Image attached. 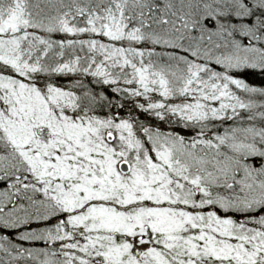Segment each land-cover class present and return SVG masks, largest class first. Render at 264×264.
Wrapping results in <instances>:
<instances>
[{
  "label": "trees",
  "instance_id": "1",
  "mask_svg": "<svg viewBox=\"0 0 264 264\" xmlns=\"http://www.w3.org/2000/svg\"><path fill=\"white\" fill-rule=\"evenodd\" d=\"M20 1L31 8L41 3ZM59 5L64 15L52 23L42 21L53 17L47 12L9 36L8 50L14 53L8 59L18 58L22 67L0 60V264H264V198L248 184L264 190V157L224 142L229 136H248L264 151V143L250 134L264 133V1L68 0ZM241 20L249 23L242 26ZM228 29L259 31L257 42L245 40L246 35L239 42L262 53L255 64H236L237 57L233 61L228 55L231 47H209L207 37L225 36ZM168 42L175 43L169 51ZM156 66L163 68L157 71ZM98 121L110 123L111 129L127 123L154 164H159V154L152 149L151 135L199 147L191 152L200 177L207 172L201 165L207 164L217 180L209 189L204 186L208 198L203 199L214 203L207 208L175 203L180 207L176 211L197 216L213 210L221 223L231 222L232 232L213 231L205 221L199 227H169L194 231L177 243L181 247L185 241V253L159 252L153 247L170 249V239L152 227L146 234L135 229L125 236L127 249L113 240L99 243L103 228L97 218L71 224L87 215L88 208L106 202L65 208L58 196L67 192L66 199H72L71 185L79 183L82 173L69 171L71 176L63 177L52 163L59 154L74 162L82 149L74 143L65 153L64 135L54 131L81 124L96 127ZM37 130L42 132L35 135ZM98 136L107 146L104 135L93 136L96 151L102 150L95 143ZM215 143L220 154L213 158L215 149L208 144ZM107 147L119 151L114 143ZM149 205H116V211L134 216L143 208L144 215ZM210 233L217 244L230 245V255L216 256ZM90 244L92 250H82ZM193 251L199 255L189 254Z\"/></svg>",
  "mask_w": 264,
  "mask_h": 264
},
{
  "label": "rangeland",
  "instance_id": "2",
  "mask_svg": "<svg viewBox=\"0 0 264 264\" xmlns=\"http://www.w3.org/2000/svg\"><path fill=\"white\" fill-rule=\"evenodd\" d=\"M259 1L263 2L264 0ZM35 2V0H31V3ZM67 2L68 0H61L59 3L65 4ZM28 5L29 4L25 5L20 0H0V60L5 61L7 66H23L18 58L13 59V61L8 59L9 53H14L8 50V48L9 45H11L9 36L15 37V35L11 33L23 23L25 24V22L32 23L30 18L33 19L34 17H32V8ZM37 6L45 8L47 5L39 3ZM16 45L17 44H15V46ZM240 46L241 45L232 46L231 54L230 52L228 53V55L232 56L233 61H235L237 57L235 63H238L236 64H252L259 60L258 57L262 56L260 51L250 50L249 48L244 49ZM16 49L17 46L13 50ZM254 52H257V54L254 55ZM162 68V66L155 67L157 71ZM19 102L21 103V101ZM30 113L35 115L34 111ZM39 117L41 116L39 115ZM109 124L110 123L107 125L100 124L96 127L88 126L86 133L92 134V137L97 136L98 134L104 135L107 146L114 143L115 147L118 146L119 151L112 149V147L106 149L108 147L106 146L105 148L102 141H100L99 136L96 138L97 140L95 143L100 146L102 150L96 151L94 144L92 142L90 143V138L77 135L70 137L66 141L62 140L65 147V153H69L74 148V142L71 139L78 141L82 138L78 144L82 151L77 153V157L73 158V160L75 159L74 162L76 161L75 163L77 164L71 162L72 160L70 158L69 160L64 158L62 154L57 155V157L55 156V162L52 163V165L55 166L54 170L63 177H67L66 174L71 176L69 171L74 174L78 171L82 173L79 183L77 185H71V194L69 195H73L70 197L72 199H66L67 192L64 197L61 195L58 196V198L62 197L65 208H78L88 202L91 203V201L92 203L106 202V204H95L93 208L87 209V215L81 216L80 219H73L72 223L68 221L69 223L74 225L78 221L81 223L90 218H97L103 228L100 230L103 235L99 237V240L101 241L99 243L103 245L102 242L113 240L115 243L119 242L118 246L123 245L127 249H129L130 246L127 244L125 236H128L135 229L140 231L141 234H146L148 233L149 227H152L154 232L161 230V233L165 235L166 238L170 239V249L165 245L153 247V250L159 252H162L163 250H171L170 252L182 251L185 253V241L181 244V247H179L177 243L181 241V239H184V233H187L188 235L192 234L194 229L190 228V231H188V228H186L182 231L170 229L172 227H178L179 229L184 224L199 227L200 222L205 221L210 223L207 227L212 226L216 229L213 231L220 233L224 232L226 234L232 232L233 227L231 222L221 223L218 216H216L217 214L213 210L197 216L184 212L186 211L185 209H182V212L176 211V209L178 210L180 207H176L175 203L185 204V206L187 205L193 208H207L210 204L212 205V200L209 199L208 201L203 199V197L208 198L206 196L207 193L205 194L204 192V186L210 187L217 180L214 176L215 173H210L207 164L201 165V168L207 171L205 172L206 177H200L201 170L196 167L198 164L197 157H194L195 153L191 152L194 151V148L199 147L192 142L188 144L184 142V144L181 140H177L170 136H159L158 138L157 135H151L150 137L153 141L152 149L156 148V153L159 154L156 156L159 160V164H154V162H152L153 159L147 155L146 147L135 139V135L133 136L127 123H117L112 129ZM79 126L80 125L75 127L67 126L64 129L57 127V131H54V133H63L65 137L73 130L79 129ZM101 127H108V129H103ZM41 132L42 130H37L35 131V135L38 133L40 134ZM49 132L50 135H54L52 131ZM250 134L255 135L260 142L264 143V133L258 132V134H254L253 132ZM234 137L235 135L229 136L224 142L227 143L232 141L233 148H236L237 150L247 151L251 148V153L255 152L257 156L264 157L262 147L257 148L253 145L254 142L251 141L252 138L247 136L243 139L237 138L233 140ZM260 139H262V141ZM56 140L58 141L59 139L56 138ZM208 145L215 149L213 158L220 154L216 151L218 150L219 145L216 143ZM203 150L206 151L205 149ZM91 154L96 157H93ZM44 158L46 157H43V159ZM43 159H41V161H43ZM232 167L233 166H221L222 169H228L231 173L232 170L233 172H236V168ZM59 171H61L62 174L59 173ZM52 172H50V174ZM249 172V169H243L244 174ZM224 174L227 175V178L230 181H233L234 178L228 171L224 172ZM203 183L208 184L203 185ZM248 184L252 186L254 190H257L259 197L264 198V190H262V186L255 184L251 185L250 182H248ZM200 189L203 194H200L199 198L198 192H200ZM144 202L151 204L149 205L151 207L144 211V215L143 208L136 210L137 215L134 216L116 211L119 209L116 205H121L123 207L132 204L141 205L144 204ZM154 204L158 205V207H153ZM92 221L97 222L95 219ZM144 221L147 222L148 226ZM83 226L85 225L83 224ZM108 232H111L113 236L109 237ZM201 236L202 237L200 238L206 237L203 234H201ZM211 236H213V234L210 233L209 239L211 241V248L213 252H216V256L220 255L227 257L231 254L232 248L230 245L217 244L216 240ZM92 248L93 247L90 244L83 246L82 250L90 251ZM189 254L196 256L199 255V252L193 251V253L189 252ZM151 255L158 257L157 254L153 252Z\"/></svg>",
  "mask_w": 264,
  "mask_h": 264
},
{
  "label": "bare ground",
  "instance_id": "3",
  "mask_svg": "<svg viewBox=\"0 0 264 264\" xmlns=\"http://www.w3.org/2000/svg\"><path fill=\"white\" fill-rule=\"evenodd\" d=\"M39 2L41 3H46L47 7L45 8V10H41L38 6H35L32 8V17H34L33 19H35L36 17H45L46 13L48 12L49 16H53L51 18H45L44 21L47 24L52 23L53 21H55V17H60L62 15H64V12L62 10V7L59 5V2H57L56 0H39ZM246 17V16H245ZM240 25L245 26L247 25L249 22L247 20H241ZM216 27V26H215ZM257 33H259V31L256 30H251L249 32H246L245 30H234V29H228L227 32L225 33V36L222 37H207L206 41L208 42L209 47L214 48L215 51H221V49L223 47H232L234 45H239V42L242 40L241 36H245V40L251 38V39H255L254 41H258L259 39V35H257ZM177 34V33H175ZM256 35L258 38H256ZM178 36V34H177ZM170 47H165V50H172L171 46H175L174 42H168ZM257 44V43H256ZM170 48V49H169ZM158 49V48H157ZM227 55V54H226ZM255 64V63H252ZM84 106V105H83ZM98 125H102V121H98L97 122ZM88 128V126L86 125H80L79 129L73 130L72 132L68 133L65 137H63V141L68 140L70 137H74V136H81V137H85L87 136L88 138L92 137V134L90 133H86V129ZM79 130V132H78ZM82 139V138H81ZM75 141L73 139H71L74 143H76L77 145L79 144L80 140ZM39 219H42L43 217L41 215H38Z\"/></svg>",
  "mask_w": 264,
  "mask_h": 264
}]
</instances>
